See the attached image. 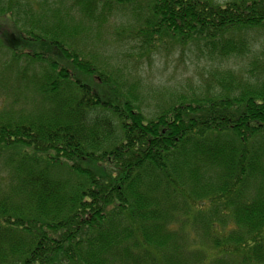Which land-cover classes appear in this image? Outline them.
<instances>
[{
    "label": "trees",
    "instance_id": "1",
    "mask_svg": "<svg viewBox=\"0 0 264 264\" xmlns=\"http://www.w3.org/2000/svg\"><path fill=\"white\" fill-rule=\"evenodd\" d=\"M42 1L0 0V264H264V43L243 38L264 0ZM113 41L248 56L250 76L147 115Z\"/></svg>",
    "mask_w": 264,
    "mask_h": 264
},
{
    "label": "rangeland",
    "instance_id": "2",
    "mask_svg": "<svg viewBox=\"0 0 264 264\" xmlns=\"http://www.w3.org/2000/svg\"><path fill=\"white\" fill-rule=\"evenodd\" d=\"M60 1L47 0L48 11L53 12L58 9L55 7L59 6ZM60 9L63 10V8ZM127 20L128 18L123 14L115 15L110 19L109 25L111 28L117 27L121 25L120 23H126ZM106 38L111 40L113 36ZM243 38L249 40L251 49L255 51L260 44L264 43V34L260 31H249ZM108 44L100 46V52L104 55L106 62L112 64L113 69L135 75V80H139V96L143 111L147 115L155 112L159 105H165L172 96L202 94V81L212 73L218 74H215V77L224 71L240 73L244 76L243 78L250 76L247 73L250 68L248 56L221 59L211 56L205 47L194 43L185 47L174 43L166 44L153 51L149 60L147 55L146 57L142 56V53L139 55L141 48L133 42L130 44L113 41V45ZM3 104L5 103L1 100V105ZM0 174L3 173L0 171Z\"/></svg>",
    "mask_w": 264,
    "mask_h": 264
}]
</instances>
